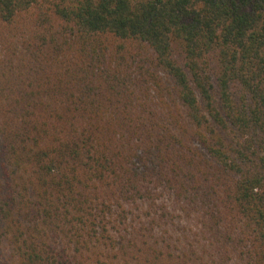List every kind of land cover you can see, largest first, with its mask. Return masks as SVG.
I'll return each instance as SVG.
<instances>
[{
  "label": "trees",
  "instance_id": "trees-1",
  "mask_svg": "<svg viewBox=\"0 0 264 264\" xmlns=\"http://www.w3.org/2000/svg\"><path fill=\"white\" fill-rule=\"evenodd\" d=\"M23 17L33 63L50 70L0 105L12 168L0 219L17 262L186 264L150 242L154 225L132 209L151 194L133 162L144 123L130 115L120 69L141 58L157 87V70L174 81L188 117L178 112L177 135L159 147L181 155L159 180L207 208L246 264H264V0H0V25ZM190 131L204 153H188Z\"/></svg>",
  "mask_w": 264,
  "mask_h": 264
},
{
  "label": "rangeland",
  "instance_id": "rangeland-1",
  "mask_svg": "<svg viewBox=\"0 0 264 264\" xmlns=\"http://www.w3.org/2000/svg\"><path fill=\"white\" fill-rule=\"evenodd\" d=\"M34 30L29 17L19 19L12 27L0 25V92L3 91L5 94L0 105H7L18 99L19 91H28L33 85V79L37 77V80H42L45 77L44 74L47 75L50 70L47 67V69H40V67L38 69L35 66L37 64L33 63L30 51ZM142 61L139 58L137 62L124 64L120 69L124 71V74H128L124 77L127 78L125 88L133 94L130 115L134 119L138 118L136 126L141 122L144 123V126L140 125L137 135L134 136L138 140L139 150L138 158H134L133 162L136 161L141 181L144 180L143 185L147 189L144 193L147 194L150 190L151 198L149 199L148 196L142 200L138 208L132 206L135 214L141 216L140 225L145 224L148 228L154 225V232L146 233L148 236L156 235L150 239V242L153 244L156 240H162L161 247L166 252L184 255L186 264H246L240 257L238 251L240 248L237 245L230 243L231 245L226 247L222 240L220 242L218 238L223 239L222 234L219 230L212 229L207 208L202 207V210L201 204H188V201L179 195V191L165 188L159 180L158 170L161 167L174 168L173 162L181 159L180 153H177L174 147L168 156H163L159 147L164 150L170 143L171 135H177L175 121L178 112L180 111L183 118L188 117H186V109L176 105L177 92L174 81L157 70L162 78L161 84H157L160 88L157 87L154 84L155 80L149 75L152 71H156L154 65L146 60V64ZM73 62L78 63L79 59L76 58ZM34 67L36 71L43 72L34 75L31 80L29 73ZM129 74L132 75L130 79ZM93 78L97 81L99 76ZM120 100L123 102V97ZM142 108L146 109V113L142 112ZM3 118L4 114L0 113V130L5 121H10L9 118ZM119 132L123 142L131 139L127 128L120 129ZM186 137L184 142L191 148L187 149L189 154L204 153L192 132L186 133ZM5 153L4 138L0 132V181L1 179L6 181L12 176L10 173L12 168L10 169ZM151 174L152 176H149ZM204 211L207 214H204ZM141 221L138 219V222ZM4 225L5 222L0 219V264H19L8 242V237L3 234ZM168 245L173 250L167 248Z\"/></svg>",
  "mask_w": 264,
  "mask_h": 264
}]
</instances>
